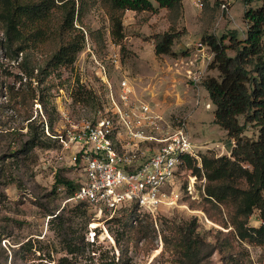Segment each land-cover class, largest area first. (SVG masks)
<instances>
[{
  "label": "rangeland",
  "instance_id": "374dc122",
  "mask_svg": "<svg viewBox=\"0 0 264 264\" xmlns=\"http://www.w3.org/2000/svg\"><path fill=\"white\" fill-rule=\"evenodd\" d=\"M150 1L155 12H124L121 47L110 34L108 6L102 0H77L74 28L81 33L61 35H82L83 47L72 66L60 67L48 76L40 69L62 39L57 34L59 12L52 23L59 38L28 51L30 80L19 68L22 56L12 60L0 47V264H65L61 262L64 257L70 264H179L162 238L172 235V228L192 229L194 223L203 242L214 248L207 257L210 248H203L202 264H264V244L235 237L230 210L204 195L203 178L194 180L192 195L180 188L175 204L162 207L153 217L130 215L126 208L100 214L82 202L71 201L67 188L56 184L65 180L78 187L83 181L84 163L63 149L60 137H65L71 124L94 120L96 111L108 105V89L100 79L98 64L105 67L115 91L127 79L139 98L159 112L165 110L163 115L172 128L185 118L200 156H230L235 142L213 124L214 106L201 87L204 78L217 77L218 72L208 69L211 62L207 64V59L204 69L195 70L194 54L189 56L187 47L180 48L194 44L191 49L196 50V44L202 43L206 56L210 53L204 43L208 36L220 39L236 32L238 40H243L249 26L244 13L262 6V0H208L204 5L201 0H181L183 9L172 12L158 9L156 0ZM171 25L186 30L173 44L172 50H180V57L174 60L177 54L155 56L152 39ZM114 51L119 54L117 65L109 59ZM179 67L197 81L175 73L174 68ZM28 82L37 97L27 105L30 119L26 121ZM238 120L244 124L243 116ZM243 136L255 140L258 130L247 124ZM185 181H190L187 173L180 184ZM260 225L255 210L248 227ZM68 247L74 249V255L67 254Z\"/></svg>",
  "mask_w": 264,
  "mask_h": 264
},
{
  "label": "trees",
  "instance_id": "16d2710c",
  "mask_svg": "<svg viewBox=\"0 0 264 264\" xmlns=\"http://www.w3.org/2000/svg\"><path fill=\"white\" fill-rule=\"evenodd\" d=\"M109 8L110 34L113 42L122 47L124 12L153 11L150 0H102ZM208 0H201L204 5ZM158 9L166 12L181 11V0H156ZM59 12L60 34L53 31V19ZM77 0H0V47L5 55L17 61L22 56L19 68L25 72L28 80L33 73L28 72V51L62 38L48 56L41 74L48 76L60 67H70L75 63L77 54L83 47V36L78 38L63 37L68 32L78 31L74 28L77 15ZM244 19L248 22V31L243 40H238L236 32L217 39L205 38V44L213 53L209 70H216L217 77H206L201 87L214 106L213 124L227 132L235 142L230 156L201 155V168L192 159H186V168L191 174L204 179L201 191L215 204L230 210V222L235 237L241 242L257 245L264 244V0L262 6L247 10ZM79 32V31H78ZM58 35H57V34ZM81 33V32H79ZM62 34V35H61ZM186 30L170 26L166 32L156 34L153 50L157 57L174 56L172 47ZM228 40V44L224 41ZM231 50L233 56L228 55ZM37 94L28 82L25 92L26 121L30 119L27 105L36 99ZM244 117L240 124L238 117ZM31 122H29V125ZM247 124L258 130L257 139L244 137ZM43 132V130H42ZM33 136V135H32ZM35 136V135H34ZM57 185L67 188L73 195L76 188L70 182L57 180ZM72 197V196H71ZM88 208L89 206L84 203ZM130 215H137L136 208H128ZM259 211L261 225L248 227V221L254 211ZM55 218H58L56 216ZM190 227L172 228V235H164L165 248H169L178 258L179 264H202L203 248L214 252L210 244H205L199 233ZM67 254L75 251L66 248ZM61 262L70 264L67 257Z\"/></svg>",
  "mask_w": 264,
  "mask_h": 264
},
{
  "label": "built area",
  "instance_id": "2783aa9c",
  "mask_svg": "<svg viewBox=\"0 0 264 264\" xmlns=\"http://www.w3.org/2000/svg\"><path fill=\"white\" fill-rule=\"evenodd\" d=\"M196 47L200 52L205 49L202 43ZM109 59L117 65L119 54L114 51ZM206 59L211 62L213 53ZM98 67L108 89V105L96 111L94 120L73 123L60 137L63 149L84 163L83 181L70 199L100 214L136 208L137 213L153 217L162 207L175 204L180 188L192 195L196 177L185 161L192 159L201 168L199 152L185 118L172 128L163 113L135 94L127 79L115 91L105 67ZM186 76L197 81L191 74ZM186 173L190 181L181 185Z\"/></svg>",
  "mask_w": 264,
  "mask_h": 264
},
{
  "label": "crops",
  "instance_id": "0c3cea01",
  "mask_svg": "<svg viewBox=\"0 0 264 264\" xmlns=\"http://www.w3.org/2000/svg\"><path fill=\"white\" fill-rule=\"evenodd\" d=\"M194 46V44H190L189 46H181V48L180 49H182V50H185V49H189V51H188V53H189V56H192L193 54V57H194V61L196 62V64H195V62H194V65L192 66V67H194L195 68V70H198V71H200L201 69H204V63H205V59H206V56L205 55H203L202 53L203 52H200V51H198L197 49L196 50H192L191 49V47H193ZM187 47V48H186ZM180 52V50H179V48L176 50V49H173V53L174 54H177V56L176 57H174L173 58V60L174 59H176L177 57H180V55L178 54ZM182 57V56H181ZM176 62H178V61H176ZM158 63V61L156 60V63L155 64H157ZM158 66V65H157ZM175 69V73H177V74H181V75H186V73H184V70L185 69H183V68H181V67H179V68H174ZM194 70V71H195ZM204 71V70H203ZM175 73H173L172 72V74L171 75H173V74H175ZM168 76H170L168 73H166ZM178 78V77H177ZM171 79L173 80V79H175V81H177L178 79H176L175 78V76H174V78H173V76H171ZM203 89V88H202ZM204 90V89H203ZM205 91V90H204ZM207 94V93H206ZM161 112L163 113V112H165V110L163 109V110H161ZM165 115V114H164Z\"/></svg>",
  "mask_w": 264,
  "mask_h": 264
}]
</instances>
